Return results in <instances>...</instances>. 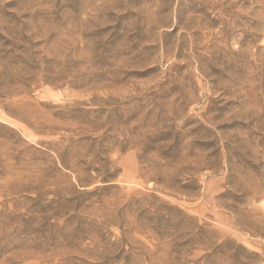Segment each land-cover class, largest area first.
Wrapping results in <instances>:
<instances>
[{"label": "rangeland", "instance_id": "rangeland-1", "mask_svg": "<svg viewBox=\"0 0 264 264\" xmlns=\"http://www.w3.org/2000/svg\"><path fill=\"white\" fill-rule=\"evenodd\" d=\"M0 264H264V0H0Z\"/></svg>", "mask_w": 264, "mask_h": 264}]
</instances>
